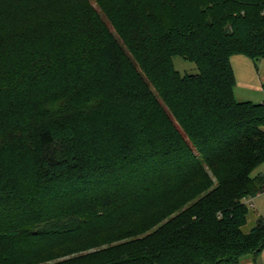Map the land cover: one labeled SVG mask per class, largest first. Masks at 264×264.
<instances>
[{
    "label": "trees",
    "instance_id": "obj_1",
    "mask_svg": "<svg viewBox=\"0 0 264 264\" xmlns=\"http://www.w3.org/2000/svg\"><path fill=\"white\" fill-rule=\"evenodd\" d=\"M235 54L264 59V0H0V264L258 254L264 101L235 99Z\"/></svg>",
    "mask_w": 264,
    "mask_h": 264
},
{
    "label": "crops",
    "instance_id": "obj_2",
    "mask_svg": "<svg viewBox=\"0 0 264 264\" xmlns=\"http://www.w3.org/2000/svg\"><path fill=\"white\" fill-rule=\"evenodd\" d=\"M230 63L235 78L234 97H236V93L264 92V59L253 61L247 56L235 54L231 56ZM256 170L264 175V163L258 166ZM245 202L249 209V226L254 225L258 217L264 219V191L247 197ZM238 264H264V247L256 255L242 257Z\"/></svg>",
    "mask_w": 264,
    "mask_h": 264
},
{
    "label": "rangeland",
    "instance_id": "obj_3",
    "mask_svg": "<svg viewBox=\"0 0 264 264\" xmlns=\"http://www.w3.org/2000/svg\"><path fill=\"white\" fill-rule=\"evenodd\" d=\"M102 20L106 23V25L108 26L109 30L111 31L112 35L115 37V39L119 40L120 43L121 40H120V37L119 35L117 34V32H115V28H114V25H112L105 17L102 18ZM173 64H174V67L176 68V70H178L181 74H184V73H195L196 72V67L194 65V63H192L191 61L187 60V59H184L180 56H174L173 57ZM56 75L59 77V73H56ZM56 76L54 77H51L50 79L54 80L56 78H58ZM235 99L236 100H250L252 102H259V101H264V92H257V91H252L250 92V94H246V93H236L235 95ZM257 170L255 169L254 172L252 174H257ZM247 226H249V223L247 224ZM248 228V227H247ZM247 228L245 230H247ZM69 244H66V246H68ZM63 248L60 251H62ZM95 248H89L87 250H83V251H79V252H71L69 254H65V255H62V256H58L57 258H53L51 260L48 261V263H51V262H54V261H60V260H63V259H66V258H70V257H73L74 255L76 254H85V253H88V252H92L94 251Z\"/></svg>",
    "mask_w": 264,
    "mask_h": 264
}]
</instances>
